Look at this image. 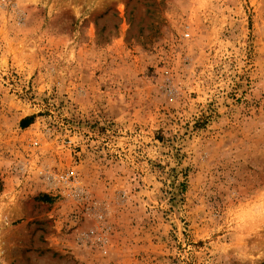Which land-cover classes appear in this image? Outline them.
Instances as JSON below:
<instances>
[{
    "label": "rangeland",
    "instance_id": "obj_1",
    "mask_svg": "<svg viewBox=\"0 0 264 264\" xmlns=\"http://www.w3.org/2000/svg\"><path fill=\"white\" fill-rule=\"evenodd\" d=\"M260 185L264 0H0V264H264Z\"/></svg>",
    "mask_w": 264,
    "mask_h": 264
},
{
    "label": "clouds",
    "instance_id": "obj_2",
    "mask_svg": "<svg viewBox=\"0 0 264 264\" xmlns=\"http://www.w3.org/2000/svg\"><path fill=\"white\" fill-rule=\"evenodd\" d=\"M225 201L222 209L224 220L237 230L264 224V185L242 195H228Z\"/></svg>",
    "mask_w": 264,
    "mask_h": 264
},
{
    "label": "built area",
    "instance_id": "obj_3",
    "mask_svg": "<svg viewBox=\"0 0 264 264\" xmlns=\"http://www.w3.org/2000/svg\"><path fill=\"white\" fill-rule=\"evenodd\" d=\"M61 179H63V178H59V180H61Z\"/></svg>",
    "mask_w": 264,
    "mask_h": 264
}]
</instances>
